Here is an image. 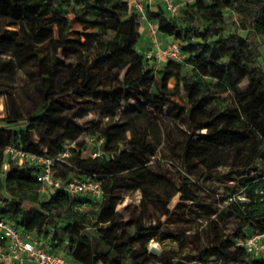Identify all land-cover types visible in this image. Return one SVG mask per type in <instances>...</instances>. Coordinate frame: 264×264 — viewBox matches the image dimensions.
<instances>
[{
  "label": "trees",
  "instance_id": "obj_1",
  "mask_svg": "<svg viewBox=\"0 0 264 264\" xmlns=\"http://www.w3.org/2000/svg\"><path fill=\"white\" fill-rule=\"evenodd\" d=\"M226 10L238 15V30H227ZM145 13L159 41L165 36L178 44L182 61L166 59L161 69L153 68L137 49L141 23L128 0H0V98L6 108L0 115V219L77 264H154L147 248L160 234L161 221L136 224L129 232L123 227L135 215L124 224L116 206L125 192L135 191L141 204L165 217L176 197L197 203L183 173L196 161L205 172L228 168L241 177L243 199L222 211L225 218L234 209L240 225L206 247L195 242L194 253L179 263H158L264 264V257L236 245L244 236L264 233V175L246 173L264 150V53L257 39L264 37V0H190L176 16L153 3ZM26 69L32 70L38 97L29 108L16 103L8 85ZM227 93L233 106L217 109ZM65 97L93 102L111 116L91 133L102 144L100 157L89 163L82 158L88 143L78 141L82 130ZM163 144L178 164L179 186L149 167ZM9 146L46 158L67 150L68 157L53 167L54 179L65 184L94 178L101 198L82 194L77 196L85 199L76 200L62 188L41 191L40 168L8 159Z\"/></svg>",
  "mask_w": 264,
  "mask_h": 264
},
{
  "label": "rangeland",
  "instance_id": "obj_2",
  "mask_svg": "<svg viewBox=\"0 0 264 264\" xmlns=\"http://www.w3.org/2000/svg\"><path fill=\"white\" fill-rule=\"evenodd\" d=\"M225 13L227 15V30H238L237 21L239 17L230 10H226ZM74 29L80 30V26L76 25ZM239 33L245 35V31L240 30ZM257 39L258 47L264 53V37L259 36ZM168 41L174 40L161 36L159 42L161 45H165ZM147 45L148 42L143 43L139 40L137 49L144 52ZM47 46V44H44L42 49H46ZM164 62L165 60L150 59V64L155 70L161 69ZM261 62L264 64V57L261 58ZM184 71L190 73L193 77H197V71L189 65H185ZM31 72V69L19 71L15 82L8 84L15 91L16 103L25 108L31 107L34 99L38 98L34 90ZM169 87H173V84L170 83ZM62 101L67 106L72 121L82 130V135L78 139L79 142H86L93 131H98L101 126H104L110 120L111 116L101 112V109L93 102L75 101L71 97H65ZM233 104V99L227 93L219 99L217 109L228 110L231 109ZM117 114L118 112H116ZM0 115H6L4 97L0 98ZM35 140L38 141V138L35 137ZM73 145H75L74 142ZM92 160L90 157L83 159L86 163ZM149 167L154 171H162L176 186H179L178 164L170 155L165 144L158 148L156 155L149 163ZM56 171L59 172V167ZM183 173L191 179V188L199 199L197 203L180 201L176 197L168 203L169 215L165 217L150 204H141V193L135 191L125 192L122 200L116 206V212L124 224L128 221L131 213L135 215L132 224L123 227L129 232L136 224L148 226L161 221L162 230L160 234L155 239L150 240L147 248L148 253L155 257L152 260L154 264H159V258H164L166 261L173 259L176 263H179V259L187 254L194 253L195 242L199 241L202 247H206L213 239H223L233 233L240 225V218L234 209H231V212L225 218L222 216L223 209H226L231 202L243 199L242 190L239 187L241 177L238 174L228 168L205 172L196 161L184 168ZM246 173L256 176L264 175V150ZM231 189H235V192H232ZM152 193L156 194L154 191ZM84 199V196L76 197V200ZM161 199L164 200L163 197ZM25 207L29 208V205L25 204ZM83 210L88 211V208L86 209L83 206ZM69 228L74 229L72 226H69ZM81 234L85 237H91L92 235L89 231H81ZM121 251L119 249L117 252Z\"/></svg>",
  "mask_w": 264,
  "mask_h": 264
},
{
  "label": "built area",
  "instance_id": "obj_3",
  "mask_svg": "<svg viewBox=\"0 0 264 264\" xmlns=\"http://www.w3.org/2000/svg\"><path fill=\"white\" fill-rule=\"evenodd\" d=\"M131 8L139 15L140 31L148 40L144 55L147 59L180 61L182 54L177 43L163 46L157 37V27L147 18L145 7L153 3H161L166 11L176 16L179 14L185 1L180 0H128ZM88 148L83 152L82 158H98L101 155L102 138L90 137L87 141ZM66 145L67 148L72 147ZM5 156L11 161L22 165L32 164L40 168L37 180L42 183L43 192L52 193L58 188L65 190L70 196L88 195L94 201L101 198V187L94 178H72L63 184L54 179V165L68 157V151H64L55 158L36 156L24 151L20 147H6ZM237 246L243 247L247 253L256 257H264V233H253L238 239ZM0 264H77L64 258L60 254L48 252L31 234L23 233L15 225L0 219Z\"/></svg>",
  "mask_w": 264,
  "mask_h": 264
},
{
  "label": "crops",
  "instance_id": "obj_4",
  "mask_svg": "<svg viewBox=\"0 0 264 264\" xmlns=\"http://www.w3.org/2000/svg\"><path fill=\"white\" fill-rule=\"evenodd\" d=\"M188 1H190V0H185V2H188ZM237 16H238V15H237ZM140 40H141L143 43H144V42H148L147 38H146L145 35H143V34H142ZM171 43H173V41H168V42H166V44L163 45V46L169 45V44H171Z\"/></svg>",
  "mask_w": 264,
  "mask_h": 264
}]
</instances>
